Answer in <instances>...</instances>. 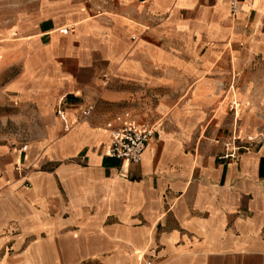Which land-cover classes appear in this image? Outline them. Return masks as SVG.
<instances>
[{
  "label": "crops",
  "instance_id": "0c3cea01",
  "mask_svg": "<svg viewBox=\"0 0 264 264\" xmlns=\"http://www.w3.org/2000/svg\"><path fill=\"white\" fill-rule=\"evenodd\" d=\"M230 1L47 0L0 41V105L42 120L0 145V264H264V145L201 141L264 119V0ZM125 113L155 129L137 164L104 153Z\"/></svg>",
  "mask_w": 264,
  "mask_h": 264
},
{
  "label": "rangeland",
  "instance_id": "374dc122",
  "mask_svg": "<svg viewBox=\"0 0 264 264\" xmlns=\"http://www.w3.org/2000/svg\"><path fill=\"white\" fill-rule=\"evenodd\" d=\"M47 0H0V41L4 39H15L25 36L24 27L29 22L28 19L36 13L43 2ZM69 3L84 1L101 2V0H66ZM18 67L0 75V83L15 74ZM33 106L20 105L11 102L7 105H0V145L6 149L14 151L20 145L30 144L32 141L42 137V120L35 113ZM242 108L237 110L240 118ZM54 117V116H53ZM229 128L230 126L227 125ZM228 128V129H229ZM238 129V128H237ZM232 132V131H231ZM231 133L228 135L230 136ZM210 134H203L201 141H211ZM226 135V137H228ZM239 137L253 138L252 148L264 145V119L259 121L257 136L240 135Z\"/></svg>",
  "mask_w": 264,
  "mask_h": 264
},
{
  "label": "built area",
  "instance_id": "2783aa9c",
  "mask_svg": "<svg viewBox=\"0 0 264 264\" xmlns=\"http://www.w3.org/2000/svg\"><path fill=\"white\" fill-rule=\"evenodd\" d=\"M240 0H231V11L234 12ZM68 26L62 27L58 30L61 35H67L69 31ZM234 88V84H230L229 89ZM234 114H236V108L232 104ZM94 105H86L81 113V119H87L91 116ZM55 114L62 120L66 119V112L63 106L56 109ZM71 124H65L63 130L66 131L70 128ZM108 132V144L105 149V155L114 157L126 165L137 164L141 161L144 150L148 143L155 136L154 126L148 121H137L124 114L121 117H117L115 120L107 121L104 125ZM253 138L239 137L236 126L232 128L231 135L228 137H213L212 142L214 144H220L223 150L222 158L224 159H237L242 153L248 152L252 148ZM27 149V144L24 143L14 151L24 153ZM13 170L23 171L22 162L18 160L14 163ZM3 171L0 170V176ZM27 184V183H26ZM145 264H151L148 260Z\"/></svg>",
  "mask_w": 264,
  "mask_h": 264
},
{
  "label": "bare ground",
  "instance_id": "6f19581e",
  "mask_svg": "<svg viewBox=\"0 0 264 264\" xmlns=\"http://www.w3.org/2000/svg\"><path fill=\"white\" fill-rule=\"evenodd\" d=\"M249 138H251V137H249Z\"/></svg>",
  "mask_w": 264,
  "mask_h": 264
}]
</instances>
